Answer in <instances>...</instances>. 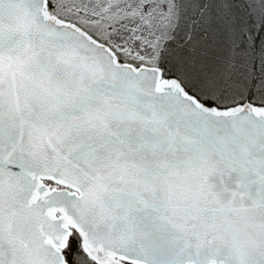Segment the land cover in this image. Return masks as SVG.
Segmentation results:
<instances>
[{"label": "snow or ice", "instance_id": "obj_1", "mask_svg": "<svg viewBox=\"0 0 264 264\" xmlns=\"http://www.w3.org/2000/svg\"><path fill=\"white\" fill-rule=\"evenodd\" d=\"M0 264H264V0H0Z\"/></svg>", "mask_w": 264, "mask_h": 264}]
</instances>
